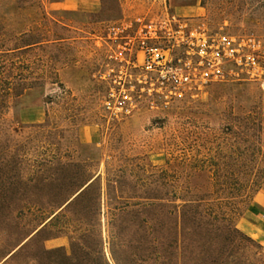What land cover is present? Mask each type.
<instances>
[{
	"label": "rangeland",
	"instance_id": "374dc122",
	"mask_svg": "<svg viewBox=\"0 0 264 264\" xmlns=\"http://www.w3.org/2000/svg\"><path fill=\"white\" fill-rule=\"evenodd\" d=\"M162 3L0 0V40L24 47L10 59L25 79L0 121V264H138L137 209L125 205L146 199L168 210L174 194L186 195L182 164L231 163L249 146L236 123L264 112V0H167L171 14L235 37L244 61L166 105L113 83L120 22L150 20ZM110 227L127 231L115 256ZM237 227L264 246V182ZM72 236L80 247L67 260Z\"/></svg>",
	"mask_w": 264,
	"mask_h": 264
},
{
	"label": "trees",
	"instance_id": "16d2710c",
	"mask_svg": "<svg viewBox=\"0 0 264 264\" xmlns=\"http://www.w3.org/2000/svg\"><path fill=\"white\" fill-rule=\"evenodd\" d=\"M23 48L8 47L5 39L0 40V121L22 94L17 87L25 80L23 71L10 57ZM236 126L250 139L249 146L244 151L236 149L231 163L207 158L182 164L186 195L174 194L168 200V210L160 201L146 199L125 205L137 209L133 216L138 229L133 232V242L138 264H170V249L176 251L175 264H264V246L237 227L244 206L264 182V164L261 167L257 162L259 156L264 157V112L239 119ZM243 156L250 159L248 163L237 161ZM172 174L176 176L177 171ZM175 179L171 183L174 192L179 189ZM198 189L203 193L190 194ZM110 220L115 221V217ZM110 228L115 256V248L123 247L127 231ZM69 238L72 244L70 255L64 254L67 260L73 259L80 247L75 237ZM115 261L119 264L120 259Z\"/></svg>",
	"mask_w": 264,
	"mask_h": 264
},
{
	"label": "built area",
	"instance_id": "2783aa9c",
	"mask_svg": "<svg viewBox=\"0 0 264 264\" xmlns=\"http://www.w3.org/2000/svg\"><path fill=\"white\" fill-rule=\"evenodd\" d=\"M161 6L150 20L120 22L122 66L115 85L138 87L166 105L186 90L222 77L226 63L242 67L244 57L237 54L235 37L211 33L204 24L193 25L171 14L167 0Z\"/></svg>",
	"mask_w": 264,
	"mask_h": 264
}]
</instances>
